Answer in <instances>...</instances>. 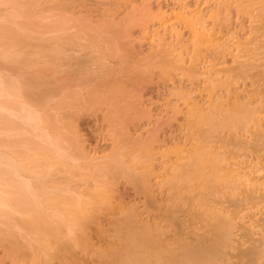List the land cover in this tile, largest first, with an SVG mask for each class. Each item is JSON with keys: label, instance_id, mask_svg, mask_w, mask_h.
Listing matches in <instances>:
<instances>
[{"label": "rangeland", "instance_id": "rangeland-1", "mask_svg": "<svg viewBox=\"0 0 264 264\" xmlns=\"http://www.w3.org/2000/svg\"><path fill=\"white\" fill-rule=\"evenodd\" d=\"M263 2L0 0V28L24 40L7 42L12 35L0 30V264L101 263L118 229L135 227L184 245L212 235L214 211L239 227H230L225 263L243 264L241 251L264 239V203L252 197L264 192V98L255 89L264 87V35L257 30ZM183 10L189 28L175 17ZM240 65L247 75L237 70L238 78L231 69ZM230 72L234 84L226 81ZM30 77L37 79L27 83ZM225 81L252 112L227 128L221 114L213 119L209 143L221 146V163L230 161L234 171L226 183H235L217 181L213 195L205 187L199 197L187 188L175 195L168 182L174 164L206 129L189 109L216 105L224 114L234 100ZM41 152L55 162L43 165ZM68 197L84 204L74 224L64 214ZM36 213L67 225L53 236L58 241L74 227L71 251L56 252L34 231Z\"/></svg>", "mask_w": 264, "mask_h": 264}, {"label": "bare ground", "instance_id": "bare-ground-1", "mask_svg": "<svg viewBox=\"0 0 264 264\" xmlns=\"http://www.w3.org/2000/svg\"><path fill=\"white\" fill-rule=\"evenodd\" d=\"M228 1V0H226ZM246 1V0H245ZM254 1V0H252ZM262 1V0H261ZM264 1V0H263ZM225 2V0H224ZM237 2V1H236ZM244 1H242L243 3ZM249 2V1H248ZM253 3V2H251ZM259 3V2H258ZM264 3V2H263ZM261 5V3H260ZM252 7V6H251ZM254 8V7H253ZM238 9V8H237ZM246 9V8H245ZM241 10V9H240ZM244 10V9H243ZM257 10V9H256ZM255 10V11H256ZM254 11V10H253ZM254 11V12H255ZM245 12V11H244ZM259 12L261 14L258 15L259 17L263 18V23L259 26H257V30H260L259 31V34L260 35H264V10H263V7L261 6L260 9H259ZM181 13V14H180ZM176 14V13H175ZM254 14V13H253ZM176 19L178 18L180 21H182L183 23L187 24V27L188 25L191 23L189 21V19H187L185 17V12L184 10L177 13V15H175ZM194 18V17H193ZM191 18V19H193ZM258 18V17H257ZM260 19V18H259ZM193 22V21H192ZM191 26V25H190ZM194 26V25H193ZM189 28V27H188ZM193 28V27H192ZM0 30L2 31H5L6 34L8 35H12V37H9L7 42L8 41H12V44H16L17 46H21V45H24V40L19 37V35L17 33H13L12 29L8 30L6 28L2 29L0 28ZM192 32V31H191ZM17 34V35H15ZM211 35H216L215 33H209ZM208 34V35H209ZM151 35V34H150ZM18 36V37H17ZM193 36V35H192ZM196 36V35H195ZM217 37L221 36V35H216ZM214 36V37H216ZM207 37V36H206ZM220 38V37H219ZM222 38V37H221ZM223 39V38H222ZM221 39V40H222ZM209 40V39H207ZM216 41V40H215ZM214 41V42H215ZM213 42V41H212ZM213 42V43H214ZM219 43H221L220 41H218ZM217 42V43H218ZM208 43V42H207ZM202 44V43H201ZM219 45V44H218ZM217 45V46H218ZM214 46V45H213ZM212 47V46H211ZM242 65H240V67H236V68H233L231 69V72L235 71L234 73H238L236 72L237 70H240V76L242 77V74L245 72V74L247 75V72L244 68L241 67ZM231 72L228 73L227 75V79L226 81L228 80L229 82V79H234L236 74H233L234 75V78L231 77ZM243 72V73H242ZM230 74V75H229ZM244 74V75H245ZM264 74V72H263ZM243 75V76H244ZM238 78H239V75L237 74ZM236 76V77H237ZM37 79V77H30L28 80H27V83H31V82H34L35 80ZM225 81V84L227 83L226 88H227V95L229 97V99L231 97H234V100L233 102L231 103V108L229 109H224V114L219 112L218 110H221L222 108H225V107H222L221 109H217V106L214 105L212 106V109H210V111L208 110H205V111H198L196 110L194 107L193 109L190 108L189 109V112H188V116L190 114V111H191V115L190 117L192 116L193 119H196V120H200L202 124H204V126L206 127V129L204 130V128L202 127V129L204 130L203 134L201 133V137H200V141L204 142V144L202 145L201 142L198 143L197 146L193 145L194 147L192 148V151L191 149L189 150L188 154L186 155H181L182 157H184V161H182L183 158H181V161L180 163H178L177 165L174 164V167L173 169L176 167V170L174 169L173 171H175L173 177L172 175L168 178V182L170 184V187H171V190L174 191V194L178 195V194H182L181 190H186L187 188V192L189 193H194V191H196L198 189V187H205L203 188L204 190L207 189V192L209 191V195L210 194H215L216 193V188L218 189V187H215L214 186V183H216L217 181H222V182H228L231 179V174L234 173V171L232 170L233 168H228L230 161L228 162L227 160L230 159H226L224 158V161H227L225 162V165L222 164L221 162H223V159H222V156L219 155L215 150H219V148L221 146H218L213 148L211 147L210 143H209V139L211 137V134L212 133V129L215 125H218V124H215L213 122V119L215 118V116H217L218 114H221V117H222V120L220 121V124L224 125L226 128L228 126L226 125H229V124H233V122H243V120L245 118H247L248 116L252 115V112L249 108H247L246 106H244L243 104H241V102L239 101V95H240V92L239 91H234V93L232 92V94L230 93V89H229V86L228 84L231 83V82H226ZM233 81V80H231ZM231 84H234V82H232ZM23 87L24 85L22 86L21 90L23 91ZM214 88V87H213ZM257 89L258 91V94H263V98H264V87L263 89H259L258 87L255 88ZM256 91V92H257ZM255 92V90H254ZM252 93V91H251ZM255 94V93H254ZM256 95V94H255ZM218 104V103H217ZM219 106H223L221 104H218ZM229 106V105H228ZM216 108V109H215ZM192 109V110H191ZM217 110V111H215ZM239 120V121H238ZM199 121V122H200ZM231 124V125H232ZM222 125H220L219 127H221ZM218 127V128H219ZM257 136H261V134H255ZM213 136V135H212ZM256 136V137H257ZM211 139H214L211 138ZM258 139V138H257ZM239 140H237V143H238ZM264 141V140H263ZM241 143V144H240ZM240 143H238V145H242V142L240 140ZM246 146H248L249 144H246L244 143ZM254 142H251V145H253ZM249 145L250 147L254 148V146H251ZM244 146V145H243ZM245 148H248L246 147ZM258 146V144H257ZM249 147V148H250ZM251 148V149H252ZM256 149V147H255ZM254 149V150H255ZM260 149V148H259ZM258 149V150H259ZM257 150V149H256ZM255 150V151H256ZM261 150V149H260ZM259 150V151H260ZM191 151V152H190ZM264 151V150H263ZM182 153V152H181ZM42 155V158H44L45 162L43 161V165H47V161H52L50 159L51 158V155H50V152H41L40 153ZM183 154V153H182ZM180 158V157H179ZM219 160H218V159ZM262 158V156H261ZM263 160V159H262ZM52 162H55L52 161ZM46 163V164H45ZM235 163V162H232V164ZM51 164V162L48 163L47 166H49ZM236 166L239 164H237V162L235 163ZM242 164V163H241ZM228 165V166H227ZM262 165V167H261ZM260 167L263 168V164L261 163ZM231 166H234V168L236 167L235 165H231ZM93 167H97V166H93ZM254 168V167H253ZM264 169V168H263ZM187 170H191L189 172H187ZM258 170V168H257ZM236 171V170H235ZM251 171V170H250ZM237 174V171L235 172ZM243 173V172H242ZM51 174H54V172H51ZM250 174V173H249ZM242 175V174H240ZM246 176V174H245ZM241 177V176H240ZM244 177V176H243ZM256 177V176H255ZM239 176L236 178V175H235V178L234 180L238 179ZM245 178V177H244ZM240 179V178H239ZM238 179V180H239ZM251 179V178H250ZM235 180V181H236ZM240 180H243L240 179ZM239 180V181H240ZM246 180V179H245ZM252 180V179H251ZM182 181H184V183H182ZM244 181V180H243ZM242 181V183H243ZM167 182V181H166ZM222 182H220L219 184H222ZM247 182V181H246ZM255 182V181H254ZM223 183V185L225 184ZM230 185H232L231 183H235L234 181L233 182H229ZM228 183V184H229ZM238 183V181H237ZM240 183V182H239ZM241 183V184H242ZM251 183V181L249 182ZM249 183H246V186L247 184ZM257 183V182H256ZM184 184V186L182 187V185ZM227 184V183H226ZM227 184V185H228ZM245 184V182H244ZM243 184V185H244ZM225 185V186H227ZM238 185V184H237ZM240 185V184H239ZM218 186V185H217ZM223 186V187H225ZM234 186V184H233ZM222 187V186H219V188ZM232 187V186H231ZM245 187V185H244ZM257 187V186H256ZM185 188V189H184ZM225 188H230V186L228 187H225ZM224 188V189H225ZM236 188V187H235ZM232 189V188H231ZM234 189V188H233ZM246 189V188H245ZM97 191V190H96ZM96 191H94L95 195L97 196V193ZM185 191V192H186ZM206 191V190H205ZM219 191V189H218ZM233 192V190H232ZM235 192V191H234ZM257 192V191H256ZM263 192V191H262ZM100 192L98 191V194ZM199 189L194 193L195 196L199 195ZM220 194V192H218ZM252 193V192H251ZM193 194V195H194ZM207 194V193H206ZM253 194V193H252ZM251 194V195H252ZM203 195V194H202ZM208 195V194H207ZM250 195V194H249ZM258 195H262V193H259ZM194 196V197H195ZM196 196V197H197ZM260 196H252L253 198L257 199V197L259 198L260 200V203H264V192H263V195L260 197ZM175 197H178V196H175ZM181 197V196H180ZM199 197V196H198ZM201 197V196H200ZM215 197V196H214ZM70 198V199H69ZM204 198V199H203ZM206 198H208V196H206ZM228 198V197H227ZM246 198V197H245ZM253 198L251 199L250 197H247V199H251L253 201ZM176 199V198H175ZM179 199V198H178ZM197 199H200V198H197ZM231 199V198H229ZM233 199V198H232ZM231 199V200H232ZM247 199H243L245 202L247 201ZM263 199V202H261V200ZM180 200V199H179ZM196 200V199H195ZM201 200L202 201H205V197H201ZM219 200V199H218ZM238 200L239 199H234V201L237 203L239 202ZM250 200V201H251ZM200 201V200H199ZM233 201V202H234ZM183 202V200H182ZM235 204V206H237L238 204ZM255 202V201H254ZM81 203L83 204L82 201H74L71 199V197H68V198H65L64 199V202H63V205L65 207L64 209V214L66 215V219L68 220V222H71V224H74L77 222L78 219L81 218V213L80 212H77L75 213V210H81L83 209V206L81 207ZM201 203H204V202H201ZM200 203V204H201ZM240 203V202H239ZM241 203H243V201L241 200ZM199 204V205H200ZM208 204H210V202H208ZM225 204V203H224ZM233 204V205H234ZM258 204V203H257ZM20 205V204H18ZM84 205V204H83ZM213 205V204H212ZM216 205V204H215ZM231 205V206H233ZM198 207V205H196ZM202 206V205H201ZM234 206V207H235ZM230 207V206H229ZM233 207V208H234ZM261 207V206H260ZM264 207V206H263ZM228 208V207H227ZM232 209V208H231ZM239 209V208H238ZM215 210V209H214ZM217 210V209H216ZM221 210V209H220ZM191 211V210H190ZM238 211V210H237ZM243 211V210H242ZM218 214V215H215L218 216V217H214L212 216V213H211V217H212V220H213V217H214V223H212V221H210L212 224H211V228L212 230L209 228V227H206L208 229L211 230L212 232V235L210 234V237H204L201 239L199 238V240H196L194 241V239H192L193 241L188 243V240H185L188 244H186L184 242V245H183V242L182 240L180 242H182V245L181 243L179 242V245H177V243L174 241H170L166 238H163V235L164 233L160 232V231H152V230H148V229H145L144 227H141V228H133L131 229L130 231L129 230H126V231H122L120 232V230L118 229V232H117V236L120 237V238H116V241L113 245H111V250L109 249L108 253L107 254H104L102 255L101 257V263L98 262L97 264H224L225 261H224V258L223 256L224 253H226V249H229V246H230V240H231V236H232V232L230 230V227L231 226H234L235 224L231 223V220L224 216L220 217L219 213H217V211H214L213 213ZM220 212V211H218ZM224 213V212H223ZM226 213V211H225ZM228 213V212H227ZM264 213V212H263ZM68 214L69 216L71 215V220L68 219ZM237 214V213H236ZM231 216V214H229ZM240 216V215H239ZM84 217V216H83ZM210 216H208L209 218ZM260 217V216H259ZM264 217V216H263ZM85 218L88 219V216H86ZM193 218V217H192ZM210 219V218H209ZM233 219V217L231 218ZM257 219V218H256ZM32 223L31 225L33 226V229L35 232L39 233V232H43L44 234H46L48 236V239L47 241L51 244L52 247H54V250L56 252H60V251H64V253H66L67 251H71V247H73L72 245V240L71 239V235L72 234H76V232H73L74 231V227L72 226V229L70 227H67V232H69V234L71 235H64L67 236L65 238H61L59 241L56 240V238H54L53 236L56 235V234H59L61 233V228L63 226H65L64 224H59V222H57L56 220L54 219H51L48 220L46 218V216L44 214H40V213H36L35 215L32 216ZM84 220V219H83ZM211 220V219H210ZM235 220V219H234ZM238 220V219H237ZM264 220V219H263ZM74 221V222H73ZM86 222H88L87 220H85ZM201 221V220H200ZM254 221V220H253ZM262 221V220H260ZM233 222V220H232ZM243 223V222H242ZM245 223V222H244ZM252 223V222H251ZM263 223V222H262ZM206 224V223H205ZM204 224V225H205ZM210 224V223H209ZM207 223V225H209ZM232 224V225H231ZM246 224V223H245ZM61 225H63L61 227ZM262 225V224H261ZM264 225V223H263ZM67 226V225H66ZM236 226V225H235ZM203 227V225H202ZM238 227V226H236ZM263 227V226H262ZM64 228V227H63ZM62 228V229H63ZM204 228V227H203ZM205 228V229H206ZM233 228V227H232ZM231 228V229H232ZM239 228V227H238ZM259 228V227H257ZM264 228V227H263ZM245 230V228H242ZM250 229V228H249ZM209 230V231H210ZM235 230V229H234ZM251 230V229H250ZM260 230V229H259ZM207 231V230H206ZM204 231V232H206ZM209 231H208V234H209ZM246 231V230H245ZM244 231V232H245ZM249 231V230H247ZM164 232V231H163ZM251 232V231H250ZM261 233H258V234H262V231H260ZM264 232V231H263ZM237 233V232H236ZM242 233V232H241ZM240 233V234H241ZM249 232H247L248 234ZM206 234V233H205ZM245 234V233H244ZM207 235V234H206ZM235 235V234H234ZM237 235V234H236ZM246 235V234H245ZM244 235V236H245ZM264 235V234H262ZM260 235V237L263 238V236ZM204 236V235H203ZM242 236V235H241ZM240 236V237H241ZM242 236V237H244ZM70 237V238H68ZM76 237V235H75ZM73 236V238H75ZM166 237V236H165ZM237 237V236H236ZM76 238H79V236H77ZM181 238V237H180ZM184 238V237H183ZM253 238V237H251ZM249 238V239H251ZM255 238V237H254ZM172 239V238H170ZM179 239V238H178ZM198 239V238H197ZM242 239V238H241ZM248 239V238H247ZM246 240V241H249ZM254 240V239H252ZM260 241H258V245L256 244H252L251 245V241H250V248L247 247V250L249 248V251H241V253H244L243 254V257H244V261L242 262L243 264H258V263H263L264 264V239L263 241H261V239H259ZM123 241H126L125 243V246L123 247V249H125L122 253H121V248H120V243L123 242ZM190 241H191V238H190ZM242 241V240H241ZM255 241V240H254ZM61 242V244L59 243ZM49 243H47V246L49 245ZM241 243V242H240ZM255 243V242H254ZM257 243V242H256ZM231 244H232V241H231ZM246 244V243H244ZM241 245V244H240ZM110 246V245H108ZM244 246V245H243ZM64 247V248H63ZM233 247V246H232ZM234 249V248H233ZM230 250H231V247H230ZM242 250V249H241ZM66 251V252H65ZM61 253V252H60ZM69 253V252H68ZM226 257V256H225ZM241 258V256H240ZM261 261V262H259ZM227 264V262L225 263Z\"/></svg>", "mask_w": 264, "mask_h": 264}]
</instances>
